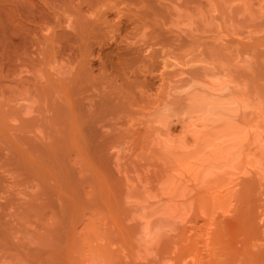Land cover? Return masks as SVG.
Listing matches in <instances>:
<instances>
[{
  "label": "rangeland",
  "instance_id": "rangeland-1",
  "mask_svg": "<svg viewBox=\"0 0 264 264\" xmlns=\"http://www.w3.org/2000/svg\"><path fill=\"white\" fill-rule=\"evenodd\" d=\"M0 264H264V0H0Z\"/></svg>",
  "mask_w": 264,
  "mask_h": 264
},
{
  "label": "bare ground",
  "instance_id": "bare-ground-1",
  "mask_svg": "<svg viewBox=\"0 0 264 264\" xmlns=\"http://www.w3.org/2000/svg\"><path fill=\"white\" fill-rule=\"evenodd\" d=\"M172 64H173V62H171ZM168 64V63H167ZM166 64V66H168V67H171V66H173V65H176V64H170V65H167ZM211 86H209L207 89L209 90V88H210ZM211 88H213V87H211ZM211 90H216L215 88L214 89H211ZM220 90V89H219ZM210 91V90H209ZM218 91V90H217ZM204 93V92H203ZM205 95H207L206 94V92H205ZM211 95H212V93H211ZM207 96H210V95H207ZM207 96L205 97L204 96V98L203 99H198L197 101H199V102H197V104H198V107H197V104H195V106L197 107V108H199V109H197L196 107L194 108V109H192V111L193 112H196V110L195 109H197V112H198V114H199V112H200V114H199V118H198V121L195 123V126H193V128H191V129H189V131H188V134L189 133H191L190 135H192V136H194V137H196V138H203L202 139V141H207V143L210 145V143H211V145H215L216 147L217 146H221V145H225V143L226 142H233V144H237V146L238 147H235V148H240L239 146L240 145H242V144H239V142L240 143H242L240 140H241V138H242V136L243 137H245L246 135H248L247 133H246V131L247 130H244V134L242 135V129H244L242 126H240V125H238L239 123H241V122H236L235 120H237V119H235L234 121L232 120L233 118H231V117H233V116H230V114H233L234 116H235V114L236 113H238L239 111H237V112H234L235 110H234V108H236L237 109V106H236V102L234 103V100L233 101H231L232 103H234L235 104V106L236 107H234L233 105L234 104H230V103H227V100L229 101V99H227V100H221L220 99V97L219 98H214L213 96H212V98H214V100H221V102L219 103V102H214V100H209V99H211L210 97L209 98H207ZM218 96H220V95H216L215 97H218ZM207 98V99H206ZM222 101H226V102H224V103H222ZM186 112V111H185ZM193 112H192V114H193ZM189 113V112H188ZM197 114V115H198ZM187 116V115H186ZM194 116H195V114H194ZM234 118H236V117H234ZM197 119V118H196ZM167 120V119H166ZM187 121V120H186ZM235 122L237 123V124H235ZM189 124H190V122H189ZM215 124H220V130H216L217 132V134L215 135V137H214V135L212 134V136H213V138H211V140H210V138H207L206 137V135H207V131H205L204 132V130H206V128H208L209 126L211 127V128H213L212 126H216ZM188 126V125H187ZM188 127H190V126H188ZM208 128L207 130H209V129H211V128ZM216 127H219V126H216ZM215 128V127H214ZM240 128H242V129H240ZM216 129V128H215ZM214 129V130H215ZM186 130V129H185ZM213 130V131H214ZM210 133V132H209ZM208 133V134H209ZM242 135V136H241ZM186 136V135H185ZM204 138H207L206 140H204ZM185 139H187V137L185 138ZM193 139V138H192ZM213 139V140H212ZM240 139V140H239ZM244 140L245 139H248V138H243ZM215 140V141H214ZM237 140H239V141H237ZM209 141H210V143H209ZM234 141H236V142H234ZM238 142V143H237ZM243 142H245V141H243ZM186 143V142H185ZM213 143H216V144H213ZM224 143V144H223ZM239 144V145H238ZM244 144V143H243ZM245 145V144H244ZM214 146V147H215ZM243 146V145H242ZM201 147V146H200ZM215 147V148H216ZM206 149V148H205ZM204 149V150H205ZM216 149H218V148H216ZM236 150V149H235ZM235 150H228V152H226L225 154H223V156H221L222 155V151H220L221 152V154H220V157H219V155H218V157L217 156H215V157H213V159L212 160H210V159H207L206 160V158H205V160L207 161V163L209 164V163H212L213 165H215L216 166V168H214V169H217V167L220 165L221 167H222V163L223 162H226L227 161V163H226V165H228V160L230 159L229 157H231V156H229V155H233L234 156V154L237 152V150H236V152H235ZM242 149H239L238 151L240 152ZM217 151V150H216ZM229 151H233L232 153L231 152H229ZM215 152V150L213 151V153ZM235 152V153H234ZM238 152V153H239ZM201 153V152H200ZM200 153H198V155L200 154ZM205 153V152H204ZM228 153H230V154H228ZM238 153H236V154H238ZM242 153H243V151H242ZM215 154V153H214ZM217 154V153H216ZM235 154V155H236ZM240 154V153H239ZM192 155V154H191ZM225 155V156H224ZM227 155V156H226ZM195 156V155H194ZM197 156V155H196ZM206 156V155H205ZM214 156V155H213ZM237 156V155H236ZM239 156V155H238ZM190 157V156H189ZM187 159H190V158H188V157H186ZM193 158V157H192ZM199 158V157H198ZM215 158V159H214ZM183 159V158H182ZM181 159V160H182ZM201 159V158H200ZM197 160V161H194V165H192V164H190L191 163V161H190V163H188V161H187V163L188 164H190V166L192 165V167H186L187 169H185V171L187 170L188 172H190V174H191V172L192 173H200V170H202L201 171V173L199 174V175H201L203 172H205V169L203 170V168L205 167V165H206V162H203L202 160ZM228 159V160H227ZM193 161V160H192ZM230 161V160H229ZM234 161V160H233ZM186 163V164H187ZM212 164H209L208 165V167L209 166H211V168H213V166H212ZM223 164H225V163H223ZM230 164V163H229ZM181 165V164H180ZM218 165V166H217ZM186 166V165H185ZM214 166V167H215ZM218 168V169H222V168ZM224 167V166H223ZM232 167V166H231ZM213 169V170H214ZM209 171H211L212 172V169L210 170V169H208ZM206 171V172H208V173H210L209 171ZM214 172H215V170H214ZM195 173L194 174H191V175H194V176H197V175H195ZM207 173V174H208ZM203 175V174H202ZM195 178V177H194ZM198 178H200V177H198ZM202 178H204V177H202ZM196 180V179H195ZM226 211V210H225ZM225 211H223V212H225ZM225 213H227V211L225 212ZM223 214V213H222ZM224 215V214H223ZM226 215V214H225Z\"/></svg>",
  "mask_w": 264,
  "mask_h": 264
}]
</instances>
